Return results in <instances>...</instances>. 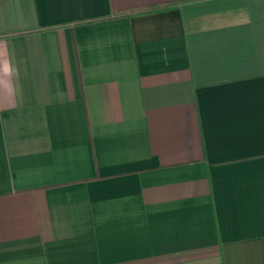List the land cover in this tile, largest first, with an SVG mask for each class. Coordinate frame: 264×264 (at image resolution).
I'll return each mask as SVG.
<instances>
[{"label": "crops", "instance_id": "crops-1", "mask_svg": "<svg viewBox=\"0 0 264 264\" xmlns=\"http://www.w3.org/2000/svg\"><path fill=\"white\" fill-rule=\"evenodd\" d=\"M0 264H264V0H0Z\"/></svg>", "mask_w": 264, "mask_h": 264}, {"label": "trees", "instance_id": "trees-1", "mask_svg": "<svg viewBox=\"0 0 264 264\" xmlns=\"http://www.w3.org/2000/svg\"><path fill=\"white\" fill-rule=\"evenodd\" d=\"M167 4L168 3H161V4L151 5V6L147 7V8H145V11H149V10H152V11L161 10V9L167 7L168 6ZM137 12H139V11H135V13H137Z\"/></svg>", "mask_w": 264, "mask_h": 264}]
</instances>
